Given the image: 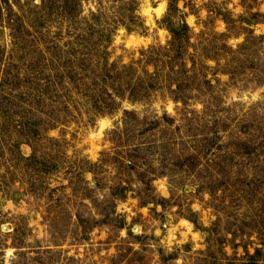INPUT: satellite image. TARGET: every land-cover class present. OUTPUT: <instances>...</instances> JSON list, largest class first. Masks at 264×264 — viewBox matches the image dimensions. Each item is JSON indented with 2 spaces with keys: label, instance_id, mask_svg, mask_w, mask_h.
I'll list each match as a JSON object with an SVG mask.
<instances>
[{
  "label": "rangeland",
  "instance_id": "374dc122",
  "mask_svg": "<svg viewBox=\"0 0 264 264\" xmlns=\"http://www.w3.org/2000/svg\"><path fill=\"white\" fill-rule=\"evenodd\" d=\"M0 129V264H264V0H0Z\"/></svg>",
  "mask_w": 264,
  "mask_h": 264
},
{
  "label": "trees",
  "instance_id": "16d2710c",
  "mask_svg": "<svg viewBox=\"0 0 264 264\" xmlns=\"http://www.w3.org/2000/svg\"><path fill=\"white\" fill-rule=\"evenodd\" d=\"M10 132V130H8V132L7 131H5V133H6V135L8 134ZM0 139H1V141L2 140H7V139H5V136H4V133H3V130L2 129H0ZM7 141H10V140H7ZM8 149H10L11 151H15V150H17V144H11V142L10 143H8Z\"/></svg>",
  "mask_w": 264,
  "mask_h": 264
},
{
  "label": "bare ground",
  "instance_id": "6f19581e",
  "mask_svg": "<svg viewBox=\"0 0 264 264\" xmlns=\"http://www.w3.org/2000/svg\"><path fill=\"white\" fill-rule=\"evenodd\" d=\"M163 7V6H162ZM162 9V8H161ZM149 11V10H148ZM156 11H157V9H156ZM158 12V11H157ZM151 16V15H150ZM105 124H106V122H104V121H101L100 122V129H102L103 127H105Z\"/></svg>",
  "mask_w": 264,
  "mask_h": 264
}]
</instances>
